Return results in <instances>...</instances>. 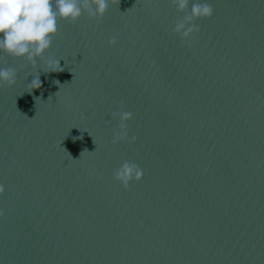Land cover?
I'll use <instances>...</instances> for the list:
<instances>
[{
  "label": "water",
  "instance_id": "95a60500",
  "mask_svg": "<svg viewBox=\"0 0 264 264\" xmlns=\"http://www.w3.org/2000/svg\"><path fill=\"white\" fill-rule=\"evenodd\" d=\"M197 2H112L67 264H264V0H206L185 41Z\"/></svg>",
  "mask_w": 264,
  "mask_h": 264
},
{
  "label": "clouds",
  "instance_id": "9594fccd",
  "mask_svg": "<svg viewBox=\"0 0 264 264\" xmlns=\"http://www.w3.org/2000/svg\"><path fill=\"white\" fill-rule=\"evenodd\" d=\"M112 0H0V52L10 56L23 58L36 64V58H43L51 49L53 37L58 31V19L77 22L83 15L102 19L108 11ZM190 0H172L173 5L180 11L188 9ZM214 9L210 3L197 2L191 6V13L182 21L176 23L173 31L183 40L188 41L198 31L193 22L199 18H211ZM110 45L116 44L113 37ZM60 59L49 56L46 59V72H63ZM17 77L16 69L0 68V83L14 84ZM59 84V81H57ZM28 87L38 90L42 87L39 72L33 77ZM30 92V93H31ZM119 117V130L115 133L113 142L129 140L127 122L133 119L132 112L114 113ZM132 142L137 140L132 136ZM143 170L136 164L125 162L115 172V177L125 188L131 181H140ZM5 192V186L0 183V195ZM0 210V216H3Z\"/></svg>",
  "mask_w": 264,
  "mask_h": 264
}]
</instances>
